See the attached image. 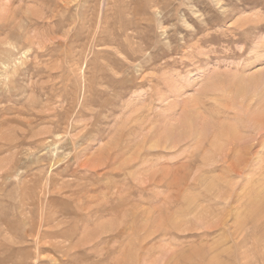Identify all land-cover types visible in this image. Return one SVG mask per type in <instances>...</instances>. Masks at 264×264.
Masks as SVG:
<instances>
[{"label": "rangeland", "instance_id": "obj_1", "mask_svg": "<svg viewBox=\"0 0 264 264\" xmlns=\"http://www.w3.org/2000/svg\"><path fill=\"white\" fill-rule=\"evenodd\" d=\"M249 117L264 0H0V264H264Z\"/></svg>", "mask_w": 264, "mask_h": 264}, {"label": "bare ground", "instance_id": "obj_2", "mask_svg": "<svg viewBox=\"0 0 264 264\" xmlns=\"http://www.w3.org/2000/svg\"><path fill=\"white\" fill-rule=\"evenodd\" d=\"M261 105V104H260ZM260 113V112H259ZM262 113H263V111H262ZM260 117V116H259ZM250 118V120H248L249 121V125H250V132H249V134H247V135H245L244 133H242V134H244V136L242 135V136H240V135H237V131H236V129H238V128H232V129H230V128H228V130H224L223 131V134L225 135V138H226V140L228 141V143L229 144H232V146L233 147H228L227 149L226 148H224V147H222L223 149L222 150H220L221 151V153H222V151L224 150V152H223V158H222V162L223 163H225V164H227V163H230L229 161H230V157L228 156L230 153H231V155H232V151H234L235 149H237V147H241L242 145H244V148L242 149V150H244L245 149V145H246V143H247V145H248V143L249 144H251V146H252V144H254V143H259L260 142V139L259 138H262V135H264V127L262 128V129H260L262 126H264V117L263 118H261V119H258V118H252V117H249ZM235 125V124H234ZM242 125H243V123H242ZM245 125V124H244ZM248 125V124H247ZM249 125L247 126V127H249ZM244 127V126H243ZM246 127V126H245ZM244 127V128H245ZM246 129V128H245ZM239 131H240V129H239ZM246 131V130H245ZM238 134H241L240 132H238ZM168 135H169V133H168ZM171 135V134H170ZM201 135V134H200ZM239 140H241V141H243V142H241V141H239ZM221 142V141H220ZM220 142H218V143H220ZM261 142H262V140H261ZM260 142V143H261ZM195 144V143H194ZM214 144V143H213ZM216 144V143H215ZM222 144V143H221ZM220 144V145H221ZM228 144V145H229ZM218 145V144H217ZM214 147H215V145H214ZM250 147V146H249ZM221 148V147H220ZM253 148H254V146H253ZM227 150V151H226ZM238 150V149H237ZM242 150H241V152H242ZM219 151V152H220ZM238 152V151H237ZM234 154V153H233ZM258 155H260V154H258ZM234 158H235V160H239V162L241 161V154H239V153H235L234 154ZM229 157V158H228ZM237 157V158H236ZM264 157V156H263ZM244 160V159H243ZM220 161V162H221ZM233 164V163H232ZM241 168V167H240ZM251 170V169H250ZM239 180H241V179H239ZM255 194V193H254ZM258 194H260V193H258ZM261 194H264L263 192H261ZM263 196V195H262ZM226 197V196H225ZM223 199V198H222ZM225 199V201H226V198H224ZM222 202H223V200H222ZM252 204V203H251ZM254 206V205H253ZM259 215V214H258ZM256 230V229H255ZM250 238V237H249Z\"/></svg>", "mask_w": 264, "mask_h": 264}]
</instances>
